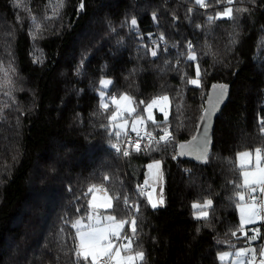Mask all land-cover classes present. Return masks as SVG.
<instances>
[{
  "label": "trees",
  "instance_id": "1",
  "mask_svg": "<svg viewBox=\"0 0 264 264\" xmlns=\"http://www.w3.org/2000/svg\"><path fill=\"white\" fill-rule=\"evenodd\" d=\"M226 6L0 0V264H84L71 225L87 215L84 193L93 184L121 197L112 209L118 217L132 215L124 195L140 204L133 248L144 251L143 264H219L220 252L248 245L242 233L231 235L239 225L241 189L234 184L241 183L237 153L264 150V0H234L233 19L208 21ZM189 42L196 61L186 59ZM197 63L202 88L186 82ZM102 78L112 81L110 93L132 97L141 113L152 98L167 95L164 125L175 145L117 154L104 127L114 108L103 111L97 95ZM221 84L227 91L207 161L178 158L177 144L195 136L209 91ZM153 160L161 164L164 201L156 209L137 192ZM206 199L213 201L209 220H197L192 204Z\"/></svg>",
  "mask_w": 264,
  "mask_h": 264
},
{
  "label": "snow or ice",
  "instance_id": "2",
  "mask_svg": "<svg viewBox=\"0 0 264 264\" xmlns=\"http://www.w3.org/2000/svg\"><path fill=\"white\" fill-rule=\"evenodd\" d=\"M195 3L202 9H207L212 4L228 5L222 10L218 9L214 16H208L207 19L211 23L214 19H233L234 9L230 5L234 3V0H195ZM84 4L81 2L80 9L83 10ZM249 9L241 8L236 9L239 12H246ZM137 21L135 18L131 20V25L136 26ZM163 39V37H161ZM151 55L156 57L158 52L156 49H151ZM186 59L189 61H196L197 55L193 51V45L188 43V51ZM179 63V61L177 62ZM187 75V74H185ZM202 73L197 63L195 65V78H188L187 83L202 88L201 81ZM111 80L101 79L99 81L100 86V108L108 112L109 106H113L114 110L107 116L108 124L104 125L108 130L109 136L115 137V142H112L110 146L116 153L122 154L124 157H129V147H132L136 153L145 151L151 153L154 151H160L161 145L166 150L170 146L175 145L173 133L168 127L163 126L168 121L169 112L167 110L169 105V97L162 95L158 98H154L150 103L144 107L143 112L146 113V117L138 111L134 105L132 97L127 94L115 95L109 92ZM212 91L215 93L208 95L207 101L211 105V111L205 110L202 116V122L206 125V118L210 117L211 112L222 102L226 91L227 85H212ZM144 104L143 101H140ZM159 107V111L163 114L164 122L158 121L153 115V109ZM129 120H131V131L135 133L136 139L129 136L127 129L129 128ZM148 122L153 126L149 129ZM138 125L144 127L143 133ZM260 133L264 135V120L260 121ZM160 129V134L154 135V130ZM207 128L205 127V132ZM196 138H194L195 141ZM142 141H147V144L142 148ZM121 142L125 147H121ZM196 147H199L196 145ZM178 155H191L193 153L192 144H178ZM207 148L197 156V159L204 162L207 161ZM251 153L243 151L237 153V159L239 160L240 176L242 177V183L234 184L236 189H243V191L235 192V202L239 209L240 218L237 228L231 230L233 237L237 236V232L247 237L248 247H241L237 250L235 255V264H264V244L258 247H252V242L261 239L259 229H249L253 234L248 235V231H245L247 225L254 224L258 219L264 220V150L257 147L255 149V163H252ZM149 173L155 168L159 170L160 161L153 160L152 163L147 165ZM108 176H104V180L107 181ZM149 181H144V186H138L137 192L140 196H144L147 199V203L152 209L163 205L162 193L158 199H154V193L156 188L153 186L151 190H147ZM97 193L100 194L99 198ZM245 193L248 195L246 196ZM91 194L88 201L89 212L86 215L87 223L83 219L78 218L71 225L75 229V236L78 241L76 248L74 249L77 260H82L84 264H143L145 259V253L137 245L133 248L134 238L137 233V222L135 213L139 211L140 204L136 201L129 199L127 195L122 197L123 205L125 209L131 213L130 220L128 218L118 217L112 212V209L116 207L119 209V202L121 197L119 195H110L109 190L103 185L93 184L87 188L84 193L85 196ZM114 201L116 202L114 205ZM192 208L196 210L194 212V218L197 220H209V212L207 209L213 208L212 199H206L202 203H193ZM103 209V212L99 210ZM80 212V209H76ZM214 211V209H213ZM131 225V233L129 235L125 232V225ZM257 255L259 260H257ZM229 256L228 252H224L220 255L219 259L224 261Z\"/></svg>",
  "mask_w": 264,
  "mask_h": 264
},
{
  "label": "rangeland",
  "instance_id": "3",
  "mask_svg": "<svg viewBox=\"0 0 264 264\" xmlns=\"http://www.w3.org/2000/svg\"><path fill=\"white\" fill-rule=\"evenodd\" d=\"M195 78V77H194ZM103 79H108V80H110L109 78H103ZM209 94H212L213 96L215 95V93L212 91V88H211V90L209 91ZM97 95H98V97H100V86L98 85V91H97ZM120 95H122V94H120ZM155 98H158V97H155ZM152 99H154V98H152ZM151 99V100H152ZM151 100L150 101H148L147 103H150L151 102ZM99 101H100V98H99ZM134 103V102H133ZM147 103L145 104V106L147 105ZM135 105V104H134ZM136 106V105H135ZM144 106V107H145ZM113 107V106H112ZM137 107V106H136ZM114 108V107H113ZM167 110H168V112H169V105H168V108H167ZM156 112L158 113V114H160L161 115V117H162V119L164 120V117H163V114L159 111V107L157 106V107H155L154 109H153V115L155 114V117H156ZM141 114H143L145 117H146V113H144L143 112V109H142V113ZM131 120H129V128L131 129V127H130V125H131ZM243 152V151H242ZM248 152H250L252 155H251V160H252V163L254 164L255 163V150L254 151H248ZM153 161H151V162H149V163H152ZM148 163V164H149ZM147 164V165H148ZM236 164H237V166L239 167V160L236 158ZM147 165H146V171H148V175L147 176H145V178H144V181L145 180H148L149 181V185H148V188H147V190H151V188L154 186L155 188H156V193H154V199H158L159 198V195L162 193V173H161V164H160V168H159V170H157V169H153L152 170V172L151 173H149V170H148V168H147ZM241 183H242V177H241ZM241 191H243V189H241ZM245 195L247 196L248 194L247 193H245ZM90 196H91V194H89V197H88V201H89V199H90ZM97 196H98V198H99V196H100V194L99 193H97ZM162 206V205H161ZM194 210V209H193ZM100 212H103L104 210L103 209H100L99 210ZM196 210H194L193 211V216H194V212H195ZM89 212V211H88ZM237 213H238V217L240 218V213H239V209H238V207H237ZM81 219H83V221L85 222V223H87V218H86V216H84V217H82ZM257 222V221H256ZM256 222L254 223V224H256ZM254 224H251V225H254ZM247 226H250V225H247ZM246 226V227H247ZM130 228H131V225H130V223L129 224H126L125 225V232L126 233H128L129 235H130V233H131V230H130ZM77 240V239H76ZM77 243H78V241H77ZM240 248H236V249H233V250H225V251H222V252H220L219 254H218V256H217V259H218V262H219V264H235V255H234V253L237 251V250H239ZM224 252H228L229 253V256L228 257H226L225 258V260L224 261H221L220 259H219V257H220V255L221 254H223ZM139 262H137V264H138Z\"/></svg>",
  "mask_w": 264,
  "mask_h": 264
},
{
  "label": "water",
  "instance_id": "4",
  "mask_svg": "<svg viewBox=\"0 0 264 264\" xmlns=\"http://www.w3.org/2000/svg\"><path fill=\"white\" fill-rule=\"evenodd\" d=\"M222 103H223V101L220 103V105L216 108L215 111L211 112L210 117L206 118V125L204 122H202V119L200 120L195 136L190 141L184 143V144H192L193 145V148H194L193 153L191 155H187V154L178 155L177 154L178 158L191 157V158L197 159V156L203 151L205 146H206L207 152H208V147H209V143H210V136H211V132L213 129V121H214V118H215L217 112H219L221 110ZM205 110L211 111V105L208 103V101H206V106L204 108L203 114H204ZM205 127L207 128L206 132H205ZM194 138H196L195 141H194ZM196 145H198L199 147H196ZM176 152L177 153L179 152L178 144L176 146ZM147 175H148V171H145V176H147ZM130 235H132V233H130ZM254 243H255V241L252 242V247H253ZM246 247H248V245Z\"/></svg>",
  "mask_w": 264,
  "mask_h": 264
},
{
  "label": "built area",
  "instance_id": "5",
  "mask_svg": "<svg viewBox=\"0 0 264 264\" xmlns=\"http://www.w3.org/2000/svg\"><path fill=\"white\" fill-rule=\"evenodd\" d=\"M153 42H154V40L152 39L151 40V43H153ZM165 48H166V45L164 43H162L161 44V50H165ZM263 104H264V100H263ZM163 126L168 127L169 130L171 131V126L169 124H165ZM138 127L141 129V132L143 133L144 127L142 125H138ZM148 127H149V129H152L153 128V126L151 124H149V122H148ZM127 131H128L129 136L134 141L136 139L135 133L132 132L130 128H128ZM159 134H160V129H155L154 130V135L158 137ZM146 144H147V141H142V148ZM161 146L164 147L163 145H161ZM121 147L122 148L125 147V145H124L123 142H121ZM128 150L130 152H135L132 147H129ZM119 155L120 156H123L122 154H119ZM138 186H144V181L140 182ZM249 229H259V234H260V237H261V239H258L257 241H255V243L253 244V247H258L259 245L264 244V220H259L258 219L257 222H256V224L249 226L248 230ZM248 232H249L250 236L253 234L251 231H248ZM257 260H259V256L258 255H257Z\"/></svg>",
  "mask_w": 264,
  "mask_h": 264
},
{
  "label": "crops",
  "instance_id": "6",
  "mask_svg": "<svg viewBox=\"0 0 264 264\" xmlns=\"http://www.w3.org/2000/svg\"><path fill=\"white\" fill-rule=\"evenodd\" d=\"M156 114H158L157 112H156ZM158 115H160V114H158ZM154 116H155V114H154ZM156 118V117H155ZM160 118L162 119V117H161V115H160ZM163 120V119H162ZM239 216V215H238Z\"/></svg>",
  "mask_w": 264,
  "mask_h": 264
}]
</instances>
